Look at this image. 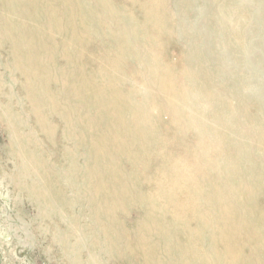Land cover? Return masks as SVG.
Masks as SVG:
<instances>
[{
    "label": "rangeland",
    "instance_id": "374dc122",
    "mask_svg": "<svg viewBox=\"0 0 264 264\" xmlns=\"http://www.w3.org/2000/svg\"><path fill=\"white\" fill-rule=\"evenodd\" d=\"M159 1L158 22L149 0H0V264H212L222 253L200 225L210 206L188 197L208 191L191 183L199 166L229 155L200 149L163 90L235 123L242 114L236 148L253 160L238 169L264 162V0Z\"/></svg>",
    "mask_w": 264,
    "mask_h": 264
},
{
    "label": "bare ground",
    "instance_id": "6f19581e",
    "mask_svg": "<svg viewBox=\"0 0 264 264\" xmlns=\"http://www.w3.org/2000/svg\"><path fill=\"white\" fill-rule=\"evenodd\" d=\"M149 2L158 10L156 12V15H157V19L159 22L160 18L158 17V15H160L164 12L162 10H163V6L165 5V1L163 3L159 0H149ZM112 12H114V11H112ZM158 24H159L160 28H163L162 24H166L167 27L170 26L169 25L170 22L167 23L165 20L163 21L162 24H160V23H158ZM73 25H76V24H73ZM164 31L168 35H170L169 34L171 32L170 29L167 28ZM72 33H73V31H72ZM31 51H32V49H31ZM81 53H83V52H81ZM44 61H46V59ZM26 72H27V70H26ZM153 74H154V72H153ZM168 81L169 80L166 77L165 78L163 77V79H160L159 85L162 86L161 89L166 88L165 86L167 85ZM41 84H42V82H41ZM163 91H164L163 94L165 95V97L167 94V98L171 101L174 100L176 102L177 106H179V111L176 108V110H174L175 113L173 115V120L176 121V124L178 125L181 121H183L181 118L186 117L187 121L185 124L190 122V125H189L190 128L193 127V128L197 129L196 135H197L198 139L202 140L198 143V144H200L199 145L200 149L206 150V149L210 148V149L214 150L217 155L218 154L229 155V156H223L222 157L223 161L221 160V162L219 164H215L214 166H212L208 169L207 168L202 169V167L199 166V170H196L197 176L192 179L191 183L194 186L198 187V186H200L201 182L205 181L204 184L207 186L208 191L206 193V196L204 197V193H202V190H200L199 188H196L195 191L193 192V194L189 195L190 197H188V198H190V201L192 202L193 206L199 205V202L201 199H204L205 205L210 206L212 217H210V219L207 217V220L203 221V223H200V225L202 224L201 226L205 229V231H204L205 239L207 241H210V246L208 248L209 252H212L213 250H215V248H218V245L222 247V253L219 252L220 254H218L214 257L212 264H260L261 263L260 260L264 259V208H262V207L259 208L258 206L260 203L259 195L262 196V199H264V162L261 161V164L255 165L254 162H252V161L248 162L247 161L250 165V169H249V172L247 174L248 176L244 175V173H242L238 169L239 168L237 166L238 164H236V163H240L242 159H245V158L247 159V157L251 156L249 154L240 152L236 148L238 145L239 146H243V144L245 146L247 145V143L245 142L246 139L244 137V135L246 134V131L244 130V126L242 124H240L239 117H242L246 121H247V119L242 114L237 113L238 114V120H237V123H235L234 120L232 119L231 114H229V113H224V114L220 113L219 114L216 111H214L213 109L210 110L209 103L204 104V109L200 110V109L196 108L195 102L193 101L194 99L191 100L192 98L189 99V98L185 97L184 100H181V102L179 101L180 102L179 103L177 101V97L168 94V92L166 90H163ZM74 93H75V91H74ZM212 93H210V94H212ZM210 94H208L206 92L203 94V92H202L198 96V99L202 102V104L205 102L206 98H208L210 101H213V97ZM131 108H129V109H131ZM185 110H188L189 112L187 114H183V112ZM207 113L210 114L209 115L210 118L206 116ZM115 114H114V116H115ZM135 115L137 116V113ZM181 115H184V117H182ZM205 116L208 118V120H205V118H204ZM129 117H131V116L129 115ZM193 118H195L196 121H193L192 120ZM257 129H261V133H262V135H264V124H263V126L261 124L258 125ZM258 133H259V131H258ZM230 136H236V138H238V139L234 140L233 141L234 143L230 142V140H229ZM205 141H208L209 143H205ZM261 147L262 146L260 144V141L258 139H255L254 144H253V150L260 152ZM248 148L249 149L251 148L250 144H249ZM198 156H199L198 153H193V157L195 159ZM250 158H251V160H253L252 156ZM243 163H245V162H243ZM175 164H177V163H175ZM255 167H256V169H255ZM212 173H217L220 176H222V178H223L221 180L222 182H219L218 180H216L219 185L214 183L213 180L208 181L207 179H199V177H198V175H204L203 177L205 178L206 177L205 175L212 174ZM114 174H115V172H114ZM179 174H181V173H179ZM184 178H185L184 176L176 177V175L174 174L175 180H174L172 186L175 187V189H177L179 183L182 182V180ZM183 181H185V180H183ZM211 220H212V222H211ZM213 221H214V223H213ZM216 222L219 223V225L221 224L220 227H217L216 225H214V224H216ZM162 231L163 230H161V232ZM193 233L195 235H197V233H195V232H193ZM201 233H203V232H201ZM246 247H248L249 250L246 254H243L242 250ZM256 248L258 249V252L255 250L253 252L252 250L256 249ZM208 249H203V251L206 252V251H208ZM160 250H161V248H160ZM203 254L204 253H202L201 255H203ZM162 256L163 255H161V257ZM209 256L211 258L213 257V255L211 253L209 254ZM157 259H158L157 263H159L161 258L158 257ZM163 260H164V258L162 257V261ZM187 262L188 263L190 262L189 258L187 259ZM191 263L194 264L192 261H191ZM171 264H174V263H171ZM207 264H211V263L209 262Z\"/></svg>",
    "mask_w": 264,
    "mask_h": 264
}]
</instances>
